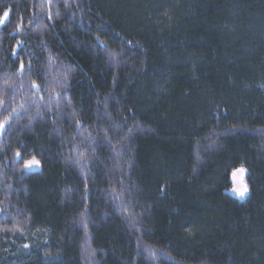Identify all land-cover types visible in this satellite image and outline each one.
<instances>
[{"label": "trees", "instance_id": "obj_1", "mask_svg": "<svg viewBox=\"0 0 264 264\" xmlns=\"http://www.w3.org/2000/svg\"><path fill=\"white\" fill-rule=\"evenodd\" d=\"M5 12L0 264H264V0Z\"/></svg>", "mask_w": 264, "mask_h": 264}, {"label": "rangeland", "instance_id": "obj_2", "mask_svg": "<svg viewBox=\"0 0 264 264\" xmlns=\"http://www.w3.org/2000/svg\"><path fill=\"white\" fill-rule=\"evenodd\" d=\"M1 19H4V16H2ZM6 21H7V19H6ZM2 25H0V27ZM19 158H20V156L16 155V160H19ZM24 168L26 171H36L40 168V165L35 159H30V160L24 162ZM241 169H243V171H241ZM230 182H231L230 188L227 191V193L229 195H231V196H233L239 200H243L244 198L247 197L248 188H247V184H246V170L243 167H240L237 170L231 172ZM245 188L247 189L246 191H245ZM240 192H243L244 194L241 196V195H239Z\"/></svg>", "mask_w": 264, "mask_h": 264}, {"label": "snow or ice", "instance_id": "obj_3", "mask_svg": "<svg viewBox=\"0 0 264 264\" xmlns=\"http://www.w3.org/2000/svg\"><path fill=\"white\" fill-rule=\"evenodd\" d=\"M9 16V13L8 12H5L4 13V19H0V25H2V24H4L5 23V21H6V19H7V17ZM17 30H19V28L17 29ZM21 67H23V65L21 66ZM3 127V124H0V128H2ZM18 156H19V153L17 154ZM241 171H243V169H241ZM247 189L245 188V191H246ZM244 193L243 192H240L239 193V195H243Z\"/></svg>", "mask_w": 264, "mask_h": 264}]
</instances>
